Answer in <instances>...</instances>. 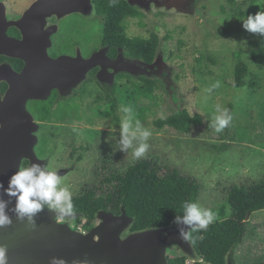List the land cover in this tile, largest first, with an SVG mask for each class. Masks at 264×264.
Here are the masks:
<instances>
[{"label":"rangeland","instance_id":"obj_1","mask_svg":"<svg viewBox=\"0 0 264 264\" xmlns=\"http://www.w3.org/2000/svg\"><path fill=\"white\" fill-rule=\"evenodd\" d=\"M4 1L6 4L1 2L12 12L25 8L32 0ZM243 1H246L244 6ZM201 3L206 6L203 11L200 10ZM136 5L148 13L151 10L177 15L155 19L163 20V28L171 33L172 38L163 41V47L157 53V61L149 66L155 68L154 73L157 75L165 73L168 85L172 86L175 82V90L163 87L155 89L156 104L147 107L145 112L135 118L128 107L125 109L130 112L126 113L124 107L119 106L116 109L119 126L112 122L111 117L104 118L96 114L95 105L79 117L71 115L65 122L66 149L61 157L67 159L66 166L69 167V155L75 147L77 151L74 157L81 153L84 160L78 170L71 172L61 168L64 171L63 175H59L63 177L61 186L69 187L72 196H75L82 192L83 184L90 176L94 179L92 170L99 157L105 154L100 148V142L113 148L111 156L115 171H124L130 162L137 160L133 156V149L121 150L119 143L121 121L130 116L133 128L138 121L142 128L151 132L146 141L148 150L140 158L158 156L163 165L175 167L181 173L195 177L201 185L197 203L202 208L213 210L225 202L231 185H249L264 178V36L250 33L242 27V20L249 14L264 11V0H253L251 3L249 0H235V4L229 0H137ZM237 10L245 12V15H229ZM80 25L91 33L96 31L89 21ZM59 37H56V41ZM237 52L242 54L248 64L246 80L254 82L253 87L246 85L236 88L228 83ZM105 67L102 65L99 77L109 82L118 70H126L135 75L144 73V68L136 63L125 67L110 66L112 70L108 75L103 72ZM83 72L85 75V68ZM176 73L181 74L179 79L175 78ZM84 75L75 87L81 83ZM75 87L70 86L64 95H70ZM149 101L143 100V104L147 105ZM229 106L231 120L222 131L217 132L213 126L214 118L228 114ZM177 108H185L191 115L200 114L202 124L193 125L187 134L173 128L156 127V120L166 117ZM101 135H106L108 139L96 138ZM220 135H224V138ZM52 141L43 140L41 145L49 148ZM223 141L229 145L226 149L213 147ZM138 143V140L134 141V147ZM85 144L90 147L87 151L84 149ZM247 220L248 231L231 257L228 253L226 264L264 262V209L248 215ZM99 222L100 219L96 218L94 225ZM88 228L86 219L81 216L76 230L86 232L90 230ZM169 249L168 258L172 249H176L188 257V263L196 260L177 246Z\"/></svg>","mask_w":264,"mask_h":264},{"label":"water","instance_id":"obj_2","mask_svg":"<svg viewBox=\"0 0 264 264\" xmlns=\"http://www.w3.org/2000/svg\"><path fill=\"white\" fill-rule=\"evenodd\" d=\"M85 2L35 0L20 18L8 20L0 1V54L20 58L25 63L19 73L9 64H0V79H7L9 85L0 99V202L4 204L3 214L10 220L0 226V248L5 250V264H169L167 250L172 246L194 259L192 244L178 233V229L191 230L182 222L124 235L133 219L122 207L120 214L99 210L96 218L100 222L80 232L67 221L57 219H76L81 213L65 215L43 205L42 210L29 218L17 213L16 197L5 191L9 176L22 167L24 159L29 164L47 166L35 151L38 142L35 133L41 125L27 110L26 100L46 99L53 88L64 95L84 75L77 59L67 55L56 59L48 56L50 33L41 32L42 24L47 15L71 13ZM8 26L18 28L22 38L8 36ZM156 61L157 58L152 65ZM93 63L95 57L86 61L87 66ZM56 173L59 176L64 171L60 169Z\"/></svg>","mask_w":264,"mask_h":264},{"label":"flooded vegetation","instance_id":"obj_3","mask_svg":"<svg viewBox=\"0 0 264 264\" xmlns=\"http://www.w3.org/2000/svg\"><path fill=\"white\" fill-rule=\"evenodd\" d=\"M0 1L5 3L4 0ZM34 1L29 2L20 11L10 12L7 5H4L7 19L20 18L25 9ZM85 1L78 10L71 13L47 15L41 28L42 33H50L48 37L50 45L46 49L48 56L51 59H56L61 55H67L77 59L79 69L82 71L85 68L83 80L77 87L73 88L70 95H63L57 88H53L46 99L26 100L27 110L32 114L35 122L41 125L35 133L38 138L35 146L36 154L38 157L46 159L47 167L55 171L61 168H67L71 172L72 170H78L84 160L81 153L74 157L73 154L77 149L71 150L69 155L71 165L69 167L66 166L67 159L61 157L66 149V142L64 141L65 122L71 115L79 117L84 111L95 105L96 114L104 118L111 117L113 122V115L107 107L109 105L108 93L113 95L114 92L111 93V87L113 86H115V89L129 88L132 84V78L139 85H145V78L158 80L164 86L166 85L167 90H175L176 85L175 82L172 86L168 85L164 78L165 73L157 75L154 73L155 68L149 66L153 64L154 59L157 57L158 50L161 47L160 43L165 40L170 41L172 38L171 33L163 28V20L155 19L177 15L162 11L152 12L151 10L148 13L136 5L137 0ZM205 8L206 6L202 4L200 10L203 11ZM87 21L96 28L94 33L89 32V29H85L80 25L82 22L87 23ZM75 24L76 28L74 27ZM6 33L15 39L22 38L21 31L14 26H8ZM61 33L65 35H61ZM57 36H60L58 42L56 41ZM148 40L155 42L154 57L151 60L146 58ZM94 57L95 61L98 60V65L93 63V65L87 66L86 61ZM2 63L9 64L16 73H19L25 65L22 59L5 54H0V64ZM131 63H136L140 68H144V73L140 74L145 75H135V73L132 74L126 70H118L113 74L111 82L108 79L99 77L102 65L106 66V70H103V72L108 75L109 71L112 70L110 66L125 67ZM155 75H157V78ZM8 86L7 79H0V99L4 97ZM119 106L123 107L124 104L118 101L116 109ZM96 138L108 139L106 135ZM43 140L53 141L49 148H46V146L43 148V145H41ZM58 143H60L59 146ZM100 145L105 154L99 157L97 165L92 170L91 174L94 179L90 176L89 180L83 184L84 187L95 182L100 176L101 178L104 177L106 172H112L114 160L111 152L113 148L102 142H100ZM89 148V145L85 144L84 149L87 151ZM25 162L26 164H24ZM28 164L29 161L24 159L21 166H27ZM44 206L48 208L46 204ZM73 213L76 212L73 211ZM76 220L73 218L57 219L59 222L67 221L71 227L73 225V229H77V224L74 223Z\"/></svg>","mask_w":264,"mask_h":264},{"label":"trees","instance_id":"obj_4","mask_svg":"<svg viewBox=\"0 0 264 264\" xmlns=\"http://www.w3.org/2000/svg\"><path fill=\"white\" fill-rule=\"evenodd\" d=\"M229 1L235 4V0ZM242 4L244 6L246 1ZM241 12L237 10L229 15L244 16L245 12ZM160 45L163 47V42ZM154 47L155 42L148 40L147 60L154 57ZM140 49L143 51L142 48ZM247 75L248 64L242 54L237 52L232 77L228 83L236 88L246 85L253 87L255 83L248 82ZM180 76V73L175 74L176 79ZM159 87L165 88L160 81L147 78H145V85H139L132 78L129 88L111 87V93H114L113 95L108 93L109 105L107 107L113 115V123L119 125V118L116 114L118 101L124 104V109L128 107L135 118L145 112L147 107H153L156 104L154 91ZM143 100H150L149 104L144 105ZM230 106L228 115L231 116ZM202 122L200 114L191 115L185 108H177L166 117L156 120L154 124L160 129L173 128L179 133L187 134L193 125L200 126ZM222 136L224 138V135H220ZM228 146L224 141L219 145H213L219 150L226 149ZM74 150H76L75 147L72 148V151ZM159 160L158 156L138 158L130 162L124 171L118 172L112 169V172H106L104 177L98 178L92 184H87L80 194L72 196L73 211L82 214L86 219V228H88L94 224L99 210L120 214L123 207L125 213L133 219L124 235L129 232L175 224L174 216L183 215L184 201L197 203L201 185L195 177L185 175L175 167L163 165ZM227 207L229 212H227ZM263 209L264 178L249 185H231L227 190L225 202L212 210L216 218L207 229L199 232L189 231L191 236L196 238L195 243L189 240L196 260L188 263L187 256L172 249L168 258L169 264H226L228 253L230 252L231 257V253L242 242L248 231L246 215ZM79 218H76L75 224L78 223ZM251 264H264V262Z\"/></svg>","mask_w":264,"mask_h":264},{"label":"clouds","instance_id":"obj_5","mask_svg":"<svg viewBox=\"0 0 264 264\" xmlns=\"http://www.w3.org/2000/svg\"><path fill=\"white\" fill-rule=\"evenodd\" d=\"M242 27L254 34L264 36V11H258L255 14H249L245 20H242ZM126 113L129 109L124 110ZM231 116L228 114L217 115L214 118L213 126L217 132L222 131L230 122ZM151 132L142 128L137 121L133 128L130 116H126L120 125V147L121 150L133 149L135 158L142 157L148 150L147 140ZM139 143L134 147V141ZM9 196L16 197L15 208L18 214L28 215L31 218L37 212L42 210L43 205L49 209L59 211L65 215L73 214L72 192L69 187L61 186V178L54 169L47 166H41L36 162H31L27 166L18 167L8 178V187L5 190ZM4 204L0 202V226L10 223L9 218L3 214ZM183 215H175L174 223H183L188 225L192 232L206 230L215 217V213L208 208H202L194 201H184L182 204ZM182 239H195L191 233L183 229H178ZM202 238V237H198ZM5 250L0 248V264H5Z\"/></svg>","mask_w":264,"mask_h":264}]
</instances>
